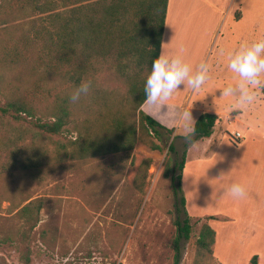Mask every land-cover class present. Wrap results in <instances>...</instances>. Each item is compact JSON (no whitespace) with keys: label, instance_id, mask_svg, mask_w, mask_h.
<instances>
[{"label":"rangeland","instance_id":"obj_1","mask_svg":"<svg viewBox=\"0 0 264 264\" xmlns=\"http://www.w3.org/2000/svg\"><path fill=\"white\" fill-rule=\"evenodd\" d=\"M171 2L182 24L166 53L181 54L193 69L206 62L211 70L201 90L181 85L170 99L189 104L193 117L222 113L214 128L215 144L207 153L201 139L185 147L190 140L181 127L172 134L157 129V134L139 137L128 152L1 176L0 239L6 241H0V264H21L26 255L30 264H173L175 223L186 217L191 232L180 243V264H252L253 257L256 264H264V232L253 233L256 224L240 218L225 189L234 182L243 185L249 171L248 153L236 150L226 136L234 128L226 118L238 129L248 131L244 122L264 132V95L246 108L230 107L221 89L232 75L220 56L221 50L264 37V0ZM14 12L3 11L0 21L17 24ZM109 86L125 91L117 82ZM170 144L174 152L168 151ZM184 151L188 167L181 172L176 193L170 175ZM216 151V161H209ZM27 205V215L18 213ZM204 223L216 233L211 254L196 246Z\"/></svg>","mask_w":264,"mask_h":264},{"label":"trees","instance_id":"obj_2","mask_svg":"<svg viewBox=\"0 0 264 264\" xmlns=\"http://www.w3.org/2000/svg\"><path fill=\"white\" fill-rule=\"evenodd\" d=\"M0 1V16L9 9L18 17L17 24L0 21V177L128 152L150 131L174 132L141 110L145 76L161 52L169 0ZM84 80L92 82L89 95L71 103L73 88ZM111 82L120 83L124 93L110 88ZM217 120L215 114L200 115L194 140L209 138ZM168 151H175L172 144ZM185 154L170 175L176 193ZM179 203L184 208L183 197ZM29 208L18 213L27 215ZM175 225L173 264H180V243L189 240L191 226L187 217ZM215 237L204 223L198 251L211 254ZM21 264H30L28 255Z\"/></svg>","mask_w":264,"mask_h":264},{"label":"clouds","instance_id":"obj_3","mask_svg":"<svg viewBox=\"0 0 264 264\" xmlns=\"http://www.w3.org/2000/svg\"><path fill=\"white\" fill-rule=\"evenodd\" d=\"M222 63L232 75V80L222 87V97L230 101V107L243 109L258 101V96L264 92V37H257L240 43L227 51L221 50ZM211 66L201 62L193 69L181 54H164L152 60L147 72L143 90L145 100L152 105L163 104L180 86L185 85L193 91L201 90L210 79ZM92 88L90 80L81 81L74 87L70 101L79 103L89 95ZM181 129L186 140L196 133V121L190 110L182 113ZM235 198L245 196V188L240 183H232L227 189Z\"/></svg>","mask_w":264,"mask_h":264},{"label":"crops","instance_id":"obj_4","mask_svg":"<svg viewBox=\"0 0 264 264\" xmlns=\"http://www.w3.org/2000/svg\"><path fill=\"white\" fill-rule=\"evenodd\" d=\"M169 5H171V0L168 2L167 12L169 10ZM162 49L163 45L161 46L160 54L163 53ZM141 110L165 128L174 129V132L181 127L180 118L182 113L186 110L194 111L189 104L172 101L171 99L165 101L162 105H152L146 101L142 105ZM238 113H240V111H238ZM209 114H215L217 117H220L222 113ZM199 117L200 115H196L193 118L196 121ZM218 124L219 121L216 122L215 126ZM242 125L245 126L248 131L242 130L245 134V140L242 144L236 145V150H244L248 153L245 166L249 167V171L242 177V179H244L243 186L246 194L242 198H235L229 193V199H231V201L229 200L228 203L231 204V206H234V210H237L241 216L240 218L248 221L249 225L256 224L257 227L253 230V233L255 231L264 232V132L255 131L251 126L244 122ZM249 131H252L254 135H249ZM228 134L229 133H227L226 136L232 143ZM213 135L214 129L209 138L201 139L202 142L206 143L207 153L211 150L212 145L215 144ZM194 138L195 135L191 138L193 143L200 141V139L194 140ZM217 156V151L212 154L210 153L208 160L215 162ZM196 162L199 164V161ZM186 167H188V163L184 165V169ZM225 189L228 191V188Z\"/></svg>","mask_w":264,"mask_h":264},{"label":"bare ground","instance_id":"obj_5","mask_svg":"<svg viewBox=\"0 0 264 264\" xmlns=\"http://www.w3.org/2000/svg\"><path fill=\"white\" fill-rule=\"evenodd\" d=\"M167 21L165 26L164 38H163V53L167 54L166 51H169V48L175 45L174 39L179 36L181 27V18L179 17L178 12L173 8V2L169 5V10L167 12Z\"/></svg>","mask_w":264,"mask_h":264},{"label":"built area","instance_id":"obj_6","mask_svg":"<svg viewBox=\"0 0 264 264\" xmlns=\"http://www.w3.org/2000/svg\"><path fill=\"white\" fill-rule=\"evenodd\" d=\"M230 127H234L232 131L229 132L228 136L230 138V140L232 141L233 144L235 145H240L244 142L245 140V134L242 130H239L235 124L229 120L228 118H226L225 121Z\"/></svg>","mask_w":264,"mask_h":264}]
</instances>
